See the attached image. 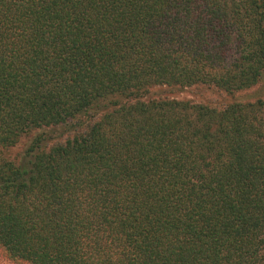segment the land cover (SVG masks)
I'll use <instances>...</instances> for the list:
<instances>
[{
    "label": "trees",
    "instance_id": "1",
    "mask_svg": "<svg viewBox=\"0 0 264 264\" xmlns=\"http://www.w3.org/2000/svg\"><path fill=\"white\" fill-rule=\"evenodd\" d=\"M0 254L264 264V0H0Z\"/></svg>",
    "mask_w": 264,
    "mask_h": 264
},
{
    "label": "rangeland",
    "instance_id": "2",
    "mask_svg": "<svg viewBox=\"0 0 264 264\" xmlns=\"http://www.w3.org/2000/svg\"><path fill=\"white\" fill-rule=\"evenodd\" d=\"M164 90L158 89L156 90L157 93H162ZM177 94V98H182V99H189L192 100L193 102H201V101H209V102H214L221 100H228L229 97L223 96L220 97V95H215L213 93H209L208 90L200 87H190L187 89L180 90L179 92H176L175 95ZM255 95L254 90H248L245 92L238 93L236 95V99L238 100H245V99H253V96ZM216 96L219 98L216 99ZM28 140H24L22 143H20L18 146L14 148V150H21V152L24 150ZM0 264H26L20 261H13L9 259L8 257L0 254Z\"/></svg>",
    "mask_w": 264,
    "mask_h": 264
}]
</instances>
